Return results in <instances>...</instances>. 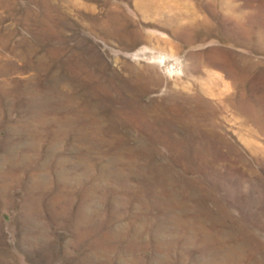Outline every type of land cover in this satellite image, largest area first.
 Masks as SVG:
<instances>
[{"label":"rangeland","instance_id":"1","mask_svg":"<svg viewBox=\"0 0 264 264\" xmlns=\"http://www.w3.org/2000/svg\"><path fill=\"white\" fill-rule=\"evenodd\" d=\"M0 264H264V0H0Z\"/></svg>","mask_w":264,"mask_h":264}]
</instances>
